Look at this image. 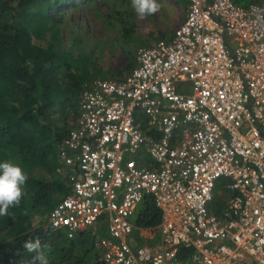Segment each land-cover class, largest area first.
<instances>
[{"label":"built area","instance_id":"built-area-1","mask_svg":"<svg viewBox=\"0 0 264 264\" xmlns=\"http://www.w3.org/2000/svg\"><path fill=\"white\" fill-rule=\"evenodd\" d=\"M136 60L83 91L50 227L71 239L105 227V264H264V5L188 0ZM147 196L156 227L131 220Z\"/></svg>","mask_w":264,"mask_h":264},{"label":"trees","instance_id":"trees-1","mask_svg":"<svg viewBox=\"0 0 264 264\" xmlns=\"http://www.w3.org/2000/svg\"><path fill=\"white\" fill-rule=\"evenodd\" d=\"M233 1L244 7L264 5V0ZM68 5L75 7L77 0H0V162L18 163L28 177L20 206L0 216V264H31L33 254L23 245L36 237L49 264H105L91 261L95 249L91 230L71 239L64 231L53 230L49 217L43 221L37 217L49 213L68 193L67 179L59 171L58 146L71 127L69 111L78 115L92 66L89 56H76L63 45L62 17L55 10L61 13ZM59 112L66 113L62 125L56 117ZM40 167L49 178L36 175ZM161 215L153 197L147 196L134 222L156 227ZM101 229L100 235L107 234L105 227ZM78 245L86 246L83 253H77Z\"/></svg>","mask_w":264,"mask_h":264},{"label":"rangeland","instance_id":"rangeland-1","mask_svg":"<svg viewBox=\"0 0 264 264\" xmlns=\"http://www.w3.org/2000/svg\"><path fill=\"white\" fill-rule=\"evenodd\" d=\"M158 2L162 5L161 9L144 19L138 18L131 0H77L75 7L68 5L61 13L58 9L55 10V14L62 17L59 29L64 47L74 52L76 56L81 54L89 56L92 62L90 63L89 60V64H92L88 76L89 82H85L80 98L94 80L120 77L129 73L137 64L139 48L169 38L182 23L188 8L184 0H158ZM49 37L50 34L47 38ZM65 114L59 112L56 115L60 125L64 124L61 118H64ZM68 114V122L71 123L77 117V112L70 110ZM35 173L37 176L50 177L44 167L37 168ZM61 196L59 194L57 197ZM223 196L218 192L215 194L216 199H221ZM141 205L142 203L137 206L135 214L131 217L133 222ZM49 213L45 211L43 215H37L39 221L49 217ZM89 230L95 236V249L92 251L91 261H100L97 237L102 229L99 224ZM150 242L152 243L151 240ZM85 248L78 245L77 253H83Z\"/></svg>","mask_w":264,"mask_h":264},{"label":"clouds","instance_id":"clouds-1","mask_svg":"<svg viewBox=\"0 0 264 264\" xmlns=\"http://www.w3.org/2000/svg\"><path fill=\"white\" fill-rule=\"evenodd\" d=\"M139 19L157 13L162 5L158 0H131ZM28 179L22 166L11 160L0 162V216H7L11 207H19L23 198V185ZM26 253L33 254L31 264H49L39 237L30 238L23 245Z\"/></svg>","mask_w":264,"mask_h":264},{"label":"crops","instance_id":"crops-1","mask_svg":"<svg viewBox=\"0 0 264 264\" xmlns=\"http://www.w3.org/2000/svg\"><path fill=\"white\" fill-rule=\"evenodd\" d=\"M187 6H188V3H187ZM151 241H152V244H157L159 241V233H156L155 237L153 239H151Z\"/></svg>","mask_w":264,"mask_h":264}]
</instances>
